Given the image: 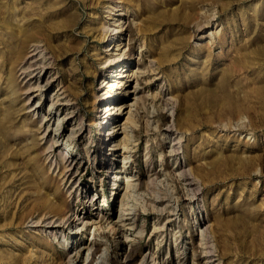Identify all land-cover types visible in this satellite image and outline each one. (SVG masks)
<instances>
[{"label":"rangeland","instance_id":"374dc122","mask_svg":"<svg viewBox=\"0 0 264 264\" xmlns=\"http://www.w3.org/2000/svg\"><path fill=\"white\" fill-rule=\"evenodd\" d=\"M0 264H264V0H0Z\"/></svg>","mask_w":264,"mask_h":264},{"label":"bare ground","instance_id":"6f19581e","mask_svg":"<svg viewBox=\"0 0 264 264\" xmlns=\"http://www.w3.org/2000/svg\"><path fill=\"white\" fill-rule=\"evenodd\" d=\"M123 12V9L122 8H118V7H116V12L113 14V15H115V14H117V16H118V14H120V13H122ZM38 33H39V31H38ZM210 33V32H209ZM36 36V35H35ZM31 38V37H30ZM38 38V37H37ZM34 39H35V37H34ZM40 41V40H39ZM39 43V42H38ZM28 45V44H27ZM31 45V44H30ZM33 45V44H32ZM35 45V44H34ZM39 45V44H38ZM38 45L36 46V47H38ZM40 47V46H39ZM28 48H30V47H28ZM33 49V48H32ZM35 49V48H34ZM30 51V50H29ZM28 51V52H29ZM38 51H39V48H38ZM37 51V52H38ZM39 53V52H38ZM39 54H41V53H39ZM23 55H24V53H23ZM33 55V54H32ZM34 56V55H33ZM28 59V58H27ZM46 59H48V56H46V54L45 53H43V56L41 57V59L39 60V71H45V68L47 67L46 65H47V63L49 62V60L48 61H46ZM36 60V59H35ZM26 64V63H25ZM18 65V64H17ZM21 65V64H20ZM33 65H36V64H33ZM34 67V66H33ZM49 67V66H48ZM47 69V68H46ZM18 70V69H17ZM26 70V69H25ZM36 70V69H35ZM28 71V70H27ZM32 71V70H31ZM20 73V72H19ZM40 75V74H39ZM43 75V74H42ZM47 75V74H46ZM45 76V75H44ZM46 77V76H45ZM40 78V77H39ZM51 78V77H50ZM30 79L31 78H29L28 79V82H27V90H29L28 88L29 87H31V84L32 83H34V82H30ZM48 81V79L47 78H45L44 79V82H47ZM25 82V81H24ZM37 83H40V81H37ZM26 84V83H25ZM35 85H37V84H35ZM33 86V85H32ZM34 87V86H33ZM25 90V89H24ZM23 94V93H22ZM30 98V97H29ZM29 98H27V99H29ZM57 99V98H56ZM58 100V99H57ZM54 104V103H53ZM106 111V110H105ZM66 114V113H65ZM107 120V119H106ZM108 121V120H107ZM111 128V127H110ZM54 139H55V137H54ZM55 141V140H54ZM56 142V141H55ZM173 146V145H172ZM63 159H64V156H63ZM66 173V172H65ZM83 225V224H82Z\"/></svg>","mask_w":264,"mask_h":264}]
</instances>
